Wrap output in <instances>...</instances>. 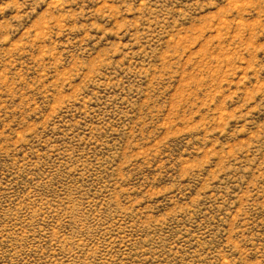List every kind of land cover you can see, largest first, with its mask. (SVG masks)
Wrapping results in <instances>:
<instances>
[{
    "label": "rangeland",
    "instance_id": "1",
    "mask_svg": "<svg viewBox=\"0 0 264 264\" xmlns=\"http://www.w3.org/2000/svg\"><path fill=\"white\" fill-rule=\"evenodd\" d=\"M0 264H264V0H0Z\"/></svg>",
    "mask_w": 264,
    "mask_h": 264
}]
</instances>
